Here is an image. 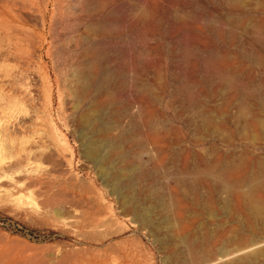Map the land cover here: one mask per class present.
Masks as SVG:
<instances>
[{
    "label": "rangeland",
    "instance_id": "obj_1",
    "mask_svg": "<svg viewBox=\"0 0 264 264\" xmlns=\"http://www.w3.org/2000/svg\"><path fill=\"white\" fill-rule=\"evenodd\" d=\"M0 31V264L257 252L264 0H0Z\"/></svg>",
    "mask_w": 264,
    "mask_h": 264
},
{
    "label": "bare ground",
    "instance_id": "obj_2",
    "mask_svg": "<svg viewBox=\"0 0 264 264\" xmlns=\"http://www.w3.org/2000/svg\"><path fill=\"white\" fill-rule=\"evenodd\" d=\"M1 45H2V48H1V50H0V56L2 55V51H7V49H5L4 48V50H3V45H6V39L3 37V35H2V32L0 31V47H1ZM88 68V67H87ZM89 69V68H88ZM86 75V74H85ZM105 78V77H104ZM104 78H102L101 79V85L102 84H104V83H106V79H104ZM98 120V119H97ZM96 122V118H94L93 120H91L90 122H88L89 124H88V126H87V128H88V131H91L92 129H94L93 128V122ZM97 126V125H96ZM101 130H100V136H102V138L100 139L99 138V140L101 141H98V139L95 141H90L89 142V144L87 145V147H86V155L89 157V158H93V157H97V159H98V156H99V151H98V147L99 146H101L100 145V143L102 144V141H105L104 139L106 138V140H109L108 142L109 143H111V146L113 147H115L116 145H118L119 144V142L120 141H118L116 138H112V136H111V133L109 132V130H108V128H106V126H101ZM107 142V143H108ZM106 143V144H107ZM138 143L139 144H141V142H139L138 141ZM103 144H104V142H103ZM105 144V145H106ZM138 144V146L140 147V145ZM110 147V146H109ZM141 147H143L142 145H141ZM106 148V147H105ZM103 150V149H102ZM104 161H106V157L103 155V156H101L100 158H99V160H98V163H99V165L100 166H102L103 165V162ZM107 162V161H106ZM112 182H113V185H114V187H115V191H117V192H119V195H120V197H121V199L124 201V202H129V203H134L135 202V200H134V198H130L129 200H128V197H127V195L125 194V192H124V189L123 188H120L119 187V185L117 184V180L115 179V178H113V179H110ZM252 211H253V216H254V218L255 219H259V220H261V221H263L264 222V206H259V205H255V206H253V209H252ZM139 217H140V219H141V222H142V224H150L151 223V221H150V217H149V213H147V212H145V213H141L140 215H139ZM255 250V249H258L257 250V252L256 253H254L253 255H251L250 254V256H245L244 258H242V259H238L237 258V260L238 261H236V263L235 264H250V263H253L254 261H256L258 258L260 259V257H264V243L263 244H261L260 246H257V247H255V248H252V250ZM244 253V252H243ZM253 253V252H252ZM222 255H224V254H222ZM223 257H225V259H229L228 257L229 256H223ZM222 257V258H223ZM224 259V258H223ZM230 260V259H229ZM231 260H233V258L231 259ZM219 261V260H218ZM213 262V261H212ZM229 262H231V261H229ZM232 262H234V261H232ZM212 264V263H211ZM213 264H215V263H213Z\"/></svg>",
    "mask_w": 264,
    "mask_h": 264
}]
</instances>
